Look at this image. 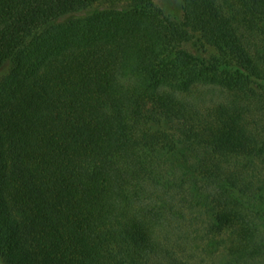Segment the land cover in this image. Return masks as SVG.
Instances as JSON below:
<instances>
[{
    "label": "trees",
    "instance_id": "obj_1",
    "mask_svg": "<svg viewBox=\"0 0 264 264\" xmlns=\"http://www.w3.org/2000/svg\"><path fill=\"white\" fill-rule=\"evenodd\" d=\"M95 1L0 0L3 263L264 264V0Z\"/></svg>",
    "mask_w": 264,
    "mask_h": 264
},
{
    "label": "rangeland",
    "instance_id": "obj_2",
    "mask_svg": "<svg viewBox=\"0 0 264 264\" xmlns=\"http://www.w3.org/2000/svg\"><path fill=\"white\" fill-rule=\"evenodd\" d=\"M143 4V0H98L95 2H92L90 5L85 7L84 9L73 12L70 14H67L65 16L59 17L55 21L51 22L52 24H58L63 23L68 20L72 19H83L87 18L89 16H92L94 14L100 13V12H107V11H120L125 12L132 10L136 8L137 6H141ZM154 5L163 12L164 15L167 17L176 20V21H182L183 17V5L182 0H154ZM260 26L264 29V22L260 24ZM203 41L199 40V37L197 36L194 41L191 43H188L185 45V49H187L192 54L201 57V58H209L216 54V50L214 47L209 46L208 44H203ZM264 51V50H263ZM12 68V62L9 61L8 63L4 64L0 68V81L1 79L6 76L9 71ZM256 89L262 90V86L264 87V80H256L253 81L251 84ZM264 90V89H263ZM255 114H252L254 119L258 122V128L256 130L259 131V135H264V114L258 113L255 111ZM245 116L246 113H243ZM156 117V118H154ZM154 121L151 123V126L154 130L158 131H164L168 130V125L159 119L157 116H154ZM242 117L240 120L238 118L232 119L230 122V125L232 129L238 130V131H246L250 132V127L247 124V122L244 120L242 121ZM250 120V117H249ZM245 123V124H244ZM249 141V140H248ZM242 142V141H240ZM253 143L254 148L259 147L260 149L264 148V140L261 137H257L256 139H252V141H249ZM252 145V144H251ZM0 263L4 264L1 257H0Z\"/></svg>",
    "mask_w": 264,
    "mask_h": 264
}]
</instances>
